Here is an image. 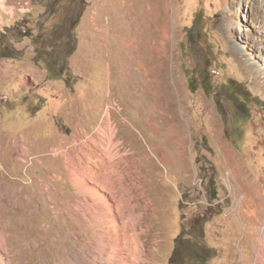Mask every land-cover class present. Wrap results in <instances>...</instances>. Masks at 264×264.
I'll return each mask as SVG.
<instances>
[{"label": "rangeland", "instance_id": "obj_1", "mask_svg": "<svg viewBox=\"0 0 264 264\" xmlns=\"http://www.w3.org/2000/svg\"><path fill=\"white\" fill-rule=\"evenodd\" d=\"M46 1L0 0V264H251L264 0Z\"/></svg>", "mask_w": 264, "mask_h": 264}, {"label": "bare ground", "instance_id": "obj_2", "mask_svg": "<svg viewBox=\"0 0 264 264\" xmlns=\"http://www.w3.org/2000/svg\"><path fill=\"white\" fill-rule=\"evenodd\" d=\"M163 1H165V0H163ZM244 0H242V1H240V2H243ZM242 4V3H241ZM243 7V6H242ZM164 8H165V10H167V5H166V3L164 4ZM241 31H242V29H241ZM136 38H133V39H130L129 41H128V46L129 47H132L133 45H134V43L136 42ZM236 48V47H235ZM152 49H153V47H152ZM239 49H241V50H243L244 49V47H239ZM153 51H154V49H153ZM157 53L160 55V54H163L162 53V47L161 46H159L158 48H157ZM259 69V71H262V66H259L258 67ZM133 77V76H132ZM110 107L109 106H107V111H106V113L108 114V116L110 115V112L108 111V109H109ZM107 142V144H109L110 145V142H111V139H107L106 140ZM21 146V145H20ZM26 147V146H25ZM182 147V146H181ZM23 150V149H22ZM177 152H181V148L180 149H178L177 150ZM54 153L56 154V155H59V151H58V149H55V151H54ZM109 153H110V157H109V161H110V164H109V168H110V170H111V174L110 175H108L109 177H108V179L107 180H109V182L110 181H112V180H116L115 181V183H114V185L111 187V185L110 184H108V183H104V181H102L101 180V175L100 174H98V173H96V172H92V171H90V173L91 174H93L92 175V179H93V181L95 182V181H99V183H98V186H100V187H102L103 189H105V190H110L111 192H113L114 191V188H115V185L116 184H118V185H120V186H122L121 184H123V180H126L125 179V175H124V171H119V169L118 170H116L117 168H119V163H116V162H114V157H117L118 156V154L117 155H114L113 154V151H109ZM144 157L146 158V160L148 161V157L146 156V155H144ZM142 158V157H141ZM123 159V158H122ZM103 162V161H102ZM116 166H118L117 168H116ZM230 172V171H229ZM89 173V174H90ZM116 173L118 174V176L114 179V175H116ZM105 174V173H104ZM103 174V175H104ZM107 174V173H106ZM106 174L104 175V177H106ZM130 174V173H129ZM75 181H76V183H78V179H79V177H78V173H76L75 172ZM95 176H98L99 178L97 179V178H94ZM90 177V176H89ZM82 179V178H81ZM87 180V179H86ZM83 180H81L80 181V183H81V185L83 186V189H85V193L88 195V196H90L91 197V199H93L94 201H95V203L99 206V208L100 209H102V212H105L106 214H107V220L109 221V226H111V229H113V231H114V228H112V227H114V226H116L115 224V222L113 221V219H111V217L113 218V216L111 215V209L112 208H110V207H108V205H107V203L105 202V198H104V196L101 194V195H99V192H98V190L96 189V187H94V188H91V187H89L88 185H87V182H85V180H84V184H83V182H82ZM100 182H102V183H100ZM118 188H120L119 186H117ZM123 187V186H122ZM127 189V188H126ZM117 190V189H116ZM120 191L121 190H119V194H120ZM117 192V191H116ZM124 191H122V193H123ZM126 192V191H125ZM129 191L127 190V193H128ZM131 193V192H130ZM118 194V192H117V195H119ZM124 194H126V193H123V194H121V195H124ZM120 195V196H121ZM125 196V195H124ZM127 196V195H126ZM125 196V197H126ZM119 199H121V198H119ZM89 200V199H88ZM120 201H122V200H120ZM118 202V203H121V202ZM87 206V205H86ZM114 208V207H113ZM93 209H94V207H93ZM244 211H245V213L250 217V218H255V220H256V222H257V224L258 225H260L262 228H263V234H262V236H260V237H257V249H255L254 250V255H253V257H252V259L250 260V263L251 264H264V203L262 202V203H259V202H257V201H255L253 198H251L249 201H248V204H247V207L244 209ZM100 212V211H99ZM99 212H97V213H99ZM93 213V212H92ZM100 214V215H99ZM98 214V216L100 217V216H102L101 215V213H99ZM108 214H109V216H108ZM122 216V215H121ZM117 217V216H116ZM120 221V220H119ZM119 227V226H118ZM116 228V227H115ZM120 228H122V227H120ZM116 230V229H115ZM112 231V230H111ZM112 231V232H113ZM123 232V231H122ZM115 233H117V230L115 231ZM119 234V233H118ZM121 234V233H120ZM135 235V234H134ZM119 239V238H118ZM117 239V240H118ZM122 238H120L119 240H121ZM123 239H124V237H123ZM118 240V241H119ZM117 241V242H118ZM117 247H118V244H117ZM119 248V247H118ZM102 250V249H101ZM116 250V249H115ZM122 250V249H121ZM115 254V253H114ZM110 255H112V254H110ZM118 258H120V257H118ZM110 259V258H109ZM115 260V259H114Z\"/></svg>", "mask_w": 264, "mask_h": 264}, {"label": "flooded vegetation", "instance_id": "obj_3", "mask_svg": "<svg viewBox=\"0 0 264 264\" xmlns=\"http://www.w3.org/2000/svg\"><path fill=\"white\" fill-rule=\"evenodd\" d=\"M86 3H87L86 0H51L50 2L46 1L45 12L53 11L54 7L56 8V6L58 4L68 5V6L69 5H74V7H75L76 5L85 6ZM53 16H55V14ZM174 258H176V257H174ZM202 258H203V256H202ZM170 260L171 259H169L170 264H178L179 263V262H177L175 260H172V262Z\"/></svg>", "mask_w": 264, "mask_h": 264}, {"label": "crops", "instance_id": "obj_4", "mask_svg": "<svg viewBox=\"0 0 264 264\" xmlns=\"http://www.w3.org/2000/svg\"><path fill=\"white\" fill-rule=\"evenodd\" d=\"M5 67H7V66H5ZM8 68V67H7ZM33 72V71H32ZM0 76H1V74H0ZM10 77L9 76H6L5 78H3V79H9ZM2 87H3V85H2ZM1 87V88H2Z\"/></svg>", "mask_w": 264, "mask_h": 264}, {"label": "trees", "instance_id": "obj_5", "mask_svg": "<svg viewBox=\"0 0 264 264\" xmlns=\"http://www.w3.org/2000/svg\"><path fill=\"white\" fill-rule=\"evenodd\" d=\"M53 72V70L51 71V73Z\"/></svg>", "mask_w": 264, "mask_h": 264}]
</instances>
